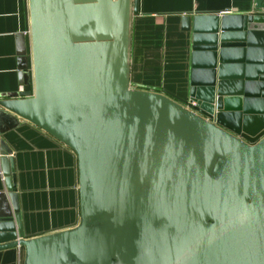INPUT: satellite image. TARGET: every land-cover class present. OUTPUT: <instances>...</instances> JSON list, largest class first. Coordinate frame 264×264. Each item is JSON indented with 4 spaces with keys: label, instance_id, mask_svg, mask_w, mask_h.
<instances>
[{
    "label": "water",
    "instance_id": "water-1",
    "mask_svg": "<svg viewBox=\"0 0 264 264\" xmlns=\"http://www.w3.org/2000/svg\"><path fill=\"white\" fill-rule=\"evenodd\" d=\"M138 1L29 0L33 91L0 106L76 153L79 222L26 236L0 148V250L24 246V264H264V0L183 16L188 98L132 83Z\"/></svg>",
    "mask_w": 264,
    "mask_h": 264
},
{
    "label": "crops",
    "instance_id": "crops-1",
    "mask_svg": "<svg viewBox=\"0 0 264 264\" xmlns=\"http://www.w3.org/2000/svg\"><path fill=\"white\" fill-rule=\"evenodd\" d=\"M256 0H139L133 17L131 81L141 88L188 98L193 33L184 15L249 13ZM33 91L29 0H0V93ZM0 148L12 151L24 232L28 237L79 222L76 153L30 121L0 106ZM0 154V213L12 202ZM10 167V166H9ZM25 247L0 250V264H24Z\"/></svg>",
    "mask_w": 264,
    "mask_h": 264
},
{
    "label": "built area",
    "instance_id": "built-area-1",
    "mask_svg": "<svg viewBox=\"0 0 264 264\" xmlns=\"http://www.w3.org/2000/svg\"><path fill=\"white\" fill-rule=\"evenodd\" d=\"M227 13H230V11H224V12H221L220 14H227ZM23 90V87L21 88V90L20 91H22Z\"/></svg>",
    "mask_w": 264,
    "mask_h": 264
}]
</instances>
